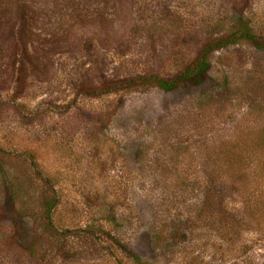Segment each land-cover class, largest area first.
Masks as SVG:
<instances>
[{
	"label": "rangeland",
	"instance_id": "obj_1",
	"mask_svg": "<svg viewBox=\"0 0 264 264\" xmlns=\"http://www.w3.org/2000/svg\"><path fill=\"white\" fill-rule=\"evenodd\" d=\"M29 6L0 2V264H264V47L218 50L196 87L78 93L172 76L240 24L264 36V0ZM205 209L244 210L243 231Z\"/></svg>",
	"mask_w": 264,
	"mask_h": 264
},
{
	"label": "trees",
	"instance_id": "obj_2",
	"mask_svg": "<svg viewBox=\"0 0 264 264\" xmlns=\"http://www.w3.org/2000/svg\"><path fill=\"white\" fill-rule=\"evenodd\" d=\"M2 0H0L1 2ZM5 4L12 6L20 14V21L26 22V11L30 8L29 3H38L42 0H22V2H18V0H4ZM26 1V2H25ZM24 24V23H23ZM231 32H227L225 34H219L215 36L207 37L203 40L201 46L198 51L194 54L191 61L184 65L179 71L175 72L172 76H160L156 74L154 71H149L147 73L133 75V76H125L120 78H102L100 82L91 84L88 81H79L78 83V93L81 95H85L91 98H97L106 94H110L112 92L117 91H130L135 90L137 88H154L163 92H170L176 90L181 87H196L202 84L205 80L208 79L209 69H210V57L213 53L217 52L220 49H223L227 46L235 45L239 42H244L245 44L250 45V47L259 49L264 47V36H257L252 31H250L244 24H240L237 27H234ZM20 52L21 55L20 60L23 61L25 59V40L27 39L28 33L25 31V26L20 27ZM22 39V40H21ZM20 64V63H19ZM17 80L19 82L23 81V77L25 76V69L22 65H18L16 69ZM261 145L264 146L261 142ZM207 189V188H206ZM209 191L205 193V200H208ZM50 208V204H49ZM44 219L46 228L50 225L49 220V210L44 211ZM206 220H213L217 222L218 220L226 221V226H234L236 235H239L241 231H243L242 226L244 220V210L241 211L240 214L233 219V217H225V215H216L213 218V213L205 209ZM48 229V228H47ZM49 230V229H48ZM40 237L39 235L37 236ZM36 243V240L29 246L31 250L33 249V245ZM240 244V243H239ZM241 248V244L238 245L239 249ZM28 251V250H27ZM28 254L31 255L30 250Z\"/></svg>",
	"mask_w": 264,
	"mask_h": 264
}]
</instances>
